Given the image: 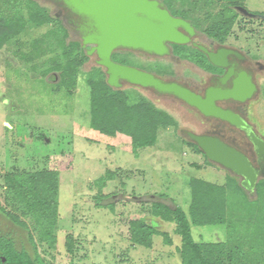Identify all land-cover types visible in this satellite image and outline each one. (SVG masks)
I'll use <instances>...</instances> for the list:
<instances>
[{
  "label": "rangeland",
  "instance_id": "1",
  "mask_svg": "<svg viewBox=\"0 0 264 264\" xmlns=\"http://www.w3.org/2000/svg\"><path fill=\"white\" fill-rule=\"evenodd\" d=\"M40 2L54 12L51 4ZM228 2L264 14V0H213L211 6L202 4L191 11V15L204 20L206 13L237 14L234 8L228 11ZM26 6L38 9L31 0H0V14H24ZM174 7L178 9L181 5L175 3ZM2 22L4 20L0 25ZM55 24L57 34H63L60 25ZM52 26H36L28 21L19 35L10 37L0 47V225L14 237L17 249L23 247L29 253L21 255V261L30 264H180L177 253L180 236L174 232L172 222L149 213L150 202L159 199L187 212L191 201L188 181L195 177L224 186L226 224L191 225L193 239L224 241L228 249L238 242H244V248L247 243L255 244L258 260L249 264H264V246L258 242L261 236H252L259 231L264 233V193L255 202V193L247 192V195L242 187L238 189L224 169L183 141L186 136L180 129L198 130L194 114L149 89L124 85L121 89L135 91L156 108L169 113L176 127L160 128L154 145L135 151L129 136L99 133L89 124L90 97L86 81L91 71L99 67L96 57L89 56L77 68L71 87L52 81L50 75L54 72L50 69L62 58L60 49L46 43L43 35ZM69 35L71 40L77 39L74 33ZM35 40L42 46L34 45ZM223 40L264 59V19L236 15ZM127 58L126 62L135 67L142 65L147 70L158 67V63L143 61L141 57ZM107 170L114 172V176L101 186L96 181ZM42 171L48 172H43L48 179H52L51 171H54V179H57L55 193L53 188L50 192L47 189L57 208L52 231L56 241L51 246L50 238L45 236L47 242L39 240L43 233L42 219L39 218V225L35 220L40 212L34 206L41 207L46 200L42 193L45 191L37 183L38 178L42 179ZM5 176H12V188ZM160 193L165 194L164 199L159 197ZM110 202L113 204L106 206ZM11 214L17 216L16 222L26 225L25 229L10 219ZM135 219H144L159 232L167 233L171 244H166L161 234L152 236L151 246L132 242L129 223ZM68 235L73 238L72 251L65 247ZM246 235L248 237L240 241L239 238ZM9 241L11 239L0 236V248L9 245ZM31 244L36 245L37 255Z\"/></svg>",
  "mask_w": 264,
  "mask_h": 264
},
{
  "label": "trees",
  "instance_id": "2",
  "mask_svg": "<svg viewBox=\"0 0 264 264\" xmlns=\"http://www.w3.org/2000/svg\"><path fill=\"white\" fill-rule=\"evenodd\" d=\"M6 1V0H5ZM36 3L38 9L27 7L24 14L14 12L9 16L1 15L0 21V47L6 43L10 37L19 35L26 27L28 21L34 23L36 26L41 25H53L48 29L44 37H46V43L53 45L55 48L60 49L61 61L55 64V67L51 68L50 71L54 74L50 75L52 81L63 83L66 87H71L75 77L77 68L82 65L88 56L84 50L80 47L79 41L76 39H70V35L62 24L59 18L55 17L54 14L46 5H42L36 0H31ZM164 2L170 12L177 16L190 18L197 26L210 33L214 37H218L223 40L228 34L235 17L238 14H226L222 11L219 15H210L206 13L207 17L204 20H199L191 15V11L199 9L202 4L205 6H211L213 0H161ZM175 3L181 5L180 8H175ZM236 3H227L228 11ZM60 25L63 34H57L56 24ZM205 23L206 27H201V24ZM42 41V40H41ZM34 45L41 47L40 42L35 40ZM182 50L186 51L184 46L177 45ZM194 50V49H193ZM193 52H197L194 50ZM184 53V52H183ZM182 54L183 57H188V54ZM113 58L122 61L121 59L127 60L126 54L116 53ZM124 55V56H123ZM118 57V58H116ZM120 58V59H119ZM126 62V61H122ZM89 86V119L90 126L107 136H114L117 133L127 135L131 139L132 150H137L143 147L152 146L157 141V132L160 128L165 127H176L175 119L166 111L156 108L147 98L136 93L135 91H127L125 89H114L107 85L105 81V74L102 67L94 68L91 74L86 79ZM70 91L69 88H67ZM134 96V97H133ZM132 98V99H131ZM188 145L193 146L200 152L197 146L190 142L185 141ZM197 166V165H196ZM42 179L38 178L37 183L42 187L45 192L44 197L46 200L42 202L43 206L34 208L40 212L36 215L38 218L37 225H39L40 219H42V231L39 240L46 241V238L51 239L50 246L56 241L55 235L52 231L57 221L56 219V206L54 198L49 194L53 188L54 193L57 189V179L55 180V172H52V179L43 176ZM50 172V171H49ZM45 175V174H44ZM114 172L107 170L101 177L96 181L98 184L101 183L103 186L108 180H112ZM227 176L235 184L238 189H241L239 180L234 176H230L227 172ZM12 176H5V180L12 188L10 182ZM234 180H232V179ZM51 179V180H52ZM191 201L185 212L180 206L163 202L159 199H153L150 202L149 213L153 217H159L163 221L172 222L174 224V232L180 236L181 245L177 248V253L180 258V264H249L254 260H258L257 249L255 244H249L246 241V247L244 248V242H238L232 249H228L227 244L224 241L217 242H203L195 241L191 235V225L203 226L210 224L224 225L226 224V202H225V188L220 184H214L211 182L204 181L199 178L191 177L188 181ZM36 187V186H35ZM49 189V192H47ZM246 192V191H245ZM247 193V192H246ZM264 193V180H260L256 184L255 194L257 196L256 201L258 202L261 195ZM248 195V193H247ZM52 196V197H51ZM156 196V195H155ZM159 197H165V194H159ZM102 197L100 196V199ZM99 199V200H100ZM53 200V201H52ZM30 203V202H29ZM35 204V202L33 203ZM100 203H98L99 205ZM113 202L108 203L112 205ZM37 211V212H38ZM16 215L11 214L10 219L14 223L17 219ZM40 218V219H39ZM35 221V222H36ZM21 227H24L22 223ZM129 226V238L132 242L151 246V238L154 234H161L166 244H171V239L167 233L159 232L152 224L145 222L144 219H135L130 221ZM38 228V227H37ZM258 229V227H257ZM40 229L38 228V231ZM29 234V233H28ZM31 236V235H29ZM46 236V238H45ZM260 238L258 241L260 245L264 246V233L259 231L258 235H252ZM3 237V236H2ZM248 235L244 238L246 239ZM9 245H3L0 248V255L6 257L9 264H30L21 261V255H27L26 249H17L13 245V241H9ZM34 254L37 255L36 245H32ZM65 247L72 251L73 249V238L71 235L66 237ZM30 261V259H29Z\"/></svg>",
  "mask_w": 264,
  "mask_h": 264
},
{
  "label": "water",
  "instance_id": "3",
  "mask_svg": "<svg viewBox=\"0 0 264 264\" xmlns=\"http://www.w3.org/2000/svg\"><path fill=\"white\" fill-rule=\"evenodd\" d=\"M57 8L55 17L63 18L74 26L80 47L87 56L95 55V62L103 68L105 81L114 89L124 85L149 89L156 95L172 96L199 113L232 121V113L218 107L216 102L228 96L243 100L252 93L249 78L242 73L227 69L221 78L224 84L234 75L232 89H209L202 97L177 81H166L152 72L122 64L112 59L116 50L142 52L150 56L163 57L169 54L168 44L183 45L190 41L194 28L189 20L172 15L161 0H45ZM237 11L248 18L264 19V14L253 13L243 6ZM186 32L187 35L184 33ZM202 51L210 64L227 67L226 55L232 51L223 50L219 57L204 46L192 41ZM236 54V53H235ZM189 141L194 143L205 158L224 169L232 176L241 177L240 186L249 193H255L258 175L245 155L227 145L219 137L188 131ZM256 144L258 141L253 138Z\"/></svg>",
  "mask_w": 264,
  "mask_h": 264
},
{
  "label": "flooded vegetation",
  "instance_id": "4",
  "mask_svg": "<svg viewBox=\"0 0 264 264\" xmlns=\"http://www.w3.org/2000/svg\"><path fill=\"white\" fill-rule=\"evenodd\" d=\"M36 1L41 3L40 0ZM41 1L46 2L45 0ZM236 6H234V10L241 15L237 11ZM52 7L54 8L53 14L55 15L57 8L53 5ZM58 18L67 29L68 33H74L77 36L76 40H79L74 26L68 24L63 18V15ZM182 18L189 20L190 25L194 28V34L190 36V41L181 45L184 46L183 49L187 50L188 57L182 56L180 48L177 47L176 44H168L170 52L168 55L163 57L150 56L142 52L116 50L112 54V59L116 62L130 65L128 62H122L129 60L128 58L127 60L121 59L122 61L113 58V55L117 56L116 53H127V56L141 57L144 59L143 61L146 62H156L158 63V67L156 69L147 70L143 68L142 65L138 66V68L152 72L166 81H177L202 97H205L207 95V91L212 88L216 90L232 89V79L234 78V75H232L224 84L221 82V78L225 75L227 69H232L233 72L242 73L248 77L249 82L253 87V91L248 97L241 100L238 97L228 96L216 102L218 107L232 113L236 123L220 117L217 118L203 115L196 109L173 98L172 96H157L167 97L172 102L178 103L194 114L196 118L195 124L198 130L195 132L188 129H180V132L186 136L185 141H189L188 131L202 135L219 137L227 145L241 151L249 163L254 168L258 169L260 172L258 175V183L260 180H264V59L256 56L255 54H251L242 47H238L231 42L220 40L218 37L212 36L207 31L200 29L190 18ZM184 33L187 35L186 32ZM192 41L204 46L208 51L213 52L217 58L219 57V54H222L223 50L232 51L233 53L226 55L230 64L224 68L210 64L206 55L197 47L192 45ZM193 49L197 52L190 54L191 52L193 53ZM185 52L186 51H184V54ZM92 57L96 56L93 55ZM253 138L258 141L259 145L256 144ZM237 178L239 181L242 179L241 177ZM10 231L13 232L12 228ZM7 234L9 233L4 232L0 225V236L11 239L15 247L16 244L14 237L11 236V233L9 235ZM0 264H9L6 257L0 255Z\"/></svg>",
  "mask_w": 264,
  "mask_h": 264
}]
</instances>
